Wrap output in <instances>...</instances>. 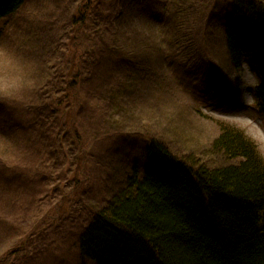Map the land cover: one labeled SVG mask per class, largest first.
Returning <instances> with one entry per match:
<instances>
[{"label": "rangeland", "instance_id": "obj_1", "mask_svg": "<svg viewBox=\"0 0 264 264\" xmlns=\"http://www.w3.org/2000/svg\"><path fill=\"white\" fill-rule=\"evenodd\" d=\"M232 2L25 0L0 20V264H91L79 234L144 160L151 137L178 157L207 160L222 126L237 128L264 160V115L250 91L257 79L226 52ZM177 5L186 24L174 36L167 11ZM86 9L77 25L85 34L73 38L74 16ZM106 11L110 25L99 22ZM106 42L150 57L137 81H126L122 106L101 120L92 97H109L123 73L111 67ZM166 48L174 61L162 60Z\"/></svg>", "mask_w": 264, "mask_h": 264}, {"label": "trees", "instance_id": "obj_2", "mask_svg": "<svg viewBox=\"0 0 264 264\" xmlns=\"http://www.w3.org/2000/svg\"><path fill=\"white\" fill-rule=\"evenodd\" d=\"M92 1L87 0L83 8H89ZM24 2L0 0V19ZM181 7L167 11L175 19L170 24L174 36L177 26L186 24L181 14L187 9ZM117 10L121 12L122 7ZM104 14L99 22L112 24L114 12ZM86 16L87 9L74 16L73 38L76 33L85 34L78 26L85 24ZM223 24L229 61L235 67L247 62L259 77L254 96L264 113V0H233ZM102 31L97 27V35ZM86 35L84 45L90 39ZM176 39L181 38L172 42ZM105 48L111 67L119 66L123 73L117 75L109 97H101V92L92 97L101 120L122 106L121 90L130 86L126 81L136 82L134 72L143 71L144 59L150 57L142 51L138 58L133 50L115 42H106ZM119 49L124 54H116ZM166 49L169 55L162 60L174 61L170 55L175 50ZM60 103L39 99L37 104H55L59 110ZM152 138L144 146V160L132 166L121 188L93 213L79 234L81 257L91 264H264V162L254 145L237 129L222 126L209 144L210 158L202 160L192 155L178 157ZM17 149L22 152L18 145Z\"/></svg>", "mask_w": 264, "mask_h": 264}, {"label": "bare ground", "instance_id": "obj_3", "mask_svg": "<svg viewBox=\"0 0 264 264\" xmlns=\"http://www.w3.org/2000/svg\"><path fill=\"white\" fill-rule=\"evenodd\" d=\"M230 62V61H229ZM231 63V62H230Z\"/></svg>", "mask_w": 264, "mask_h": 264}, {"label": "snow or ice", "instance_id": "obj_4", "mask_svg": "<svg viewBox=\"0 0 264 264\" xmlns=\"http://www.w3.org/2000/svg\"><path fill=\"white\" fill-rule=\"evenodd\" d=\"M0 54H2V53H0Z\"/></svg>", "mask_w": 264, "mask_h": 264}]
</instances>
